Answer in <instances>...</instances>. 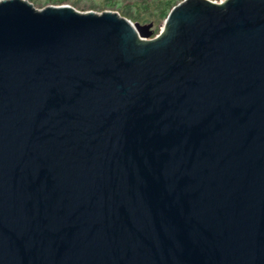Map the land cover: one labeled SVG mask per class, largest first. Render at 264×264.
<instances>
[{
    "label": "water",
    "instance_id": "1",
    "mask_svg": "<svg viewBox=\"0 0 264 264\" xmlns=\"http://www.w3.org/2000/svg\"><path fill=\"white\" fill-rule=\"evenodd\" d=\"M152 25L0 0V264H264V0Z\"/></svg>",
    "mask_w": 264,
    "mask_h": 264
},
{
    "label": "trees",
    "instance_id": "2",
    "mask_svg": "<svg viewBox=\"0 0 264 264\" xmlns=\"http://www.w3.org/2000/svg\"><path fill=\"white\" fill-rule=\"evenodd\" d=\"M27 1L36 3V0ZM65 1L66 0H45V3H42L41 6L45 4L61 5L64 4ZM181 1L182 0H137L130 7H127L128 10L122 11V9H120L119 14L132 21V23H138V21L144 24L160 23L165 20L170 10ZM109 5L112 6L114 4L109 2ZM132 8H134V10L129 11Z\"/></svg>",
    "mask_w": 264,
    "mask_h": 264
},
{
    "label": "rangeland",
    "instance_id": "3",
    "mask_svg": "<svg viewBox=\"0 0 264 264\" xmlns=\"http://www.w3.org/2000/svg\"><path fill=\"white\" fill-rule=\"evenodd\" d=\"M27 1V0H26ZM137 0H66L64 4L61 5H67L72 7L74 10L85 13V12H95V13H102L104 11H113L117 12L119 14L120 9L122 11L128 10L127 7H130L133 3H135ZM215 3H223L221 0H211ZM29 2V1H28ZM109 2L113 3L114 5H109ZM32 6L35 9H43L46 6H49L51 4H45L41 6L42 3H45V0H36V3H31ZM134 8L130 9L129 11H133ZM120 15V14H119ZM132 22V21H131ZM134 23V22H133ZM139 24L145 25L144 23L138 21ZM152 32V36L159 35L164 30V20L160 23H154L152 25V28L150 29ZM156 30V32H155Z\"/></svg>",
    "mask_w": 264,
    "mask_h": 264
},
{
    "label": "snow or ice",
    "instance_id": "4",
    "mask_svg": "<svg viewBox=\"0 0 264 264\" xmlns=\"http://www.w3.org/2000/svg\"><path fill=\"white\" fill-rule=\"evenodd\" d=\"M221 2H223V0H221Z\"/></svg>",
    "mask_w": 264,
    "mask_h": 264
}]
</instances>
